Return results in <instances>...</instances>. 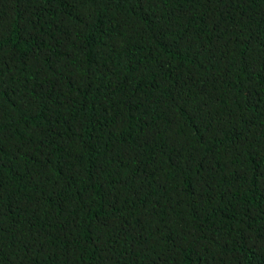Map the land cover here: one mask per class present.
<instances>
[{
    "label": "trees",
    "instance_id": "1",
    "mask_svg": "<svg viewBox=\"0 0 264 264\" xmlns=\"http://www.w3.org/2000/svg\"><path fill=\"white\" fill-rule=\"evenodd\" d=\"M0 264H264V0H0Z\"/></svg>",
    "mask_w": 264,
    "mask_h": 264
}]
</instances>
